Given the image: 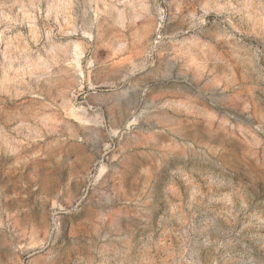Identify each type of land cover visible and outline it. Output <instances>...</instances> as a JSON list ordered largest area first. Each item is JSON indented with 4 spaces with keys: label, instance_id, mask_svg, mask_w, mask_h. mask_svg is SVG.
Here are the masks:
<instances>
[{
    "label": "rangeland",
    "instance_id": "obj_1",
    "mask_svg": "<svg viewBox=\"0 0 264 264\" xmlns=\"http://www.w3.org/2000/svg\"><path fill=\"white\" fill-rule=\"evenodd\" d=\"M0 264H264V0H0Z\"/></svg>",
    "mask_w": 264,
    "mask_h": 264
}]
</instances>
